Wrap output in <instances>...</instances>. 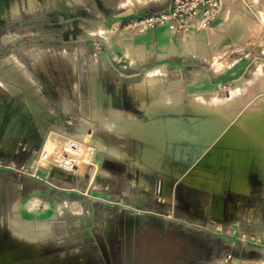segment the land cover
I'll list each match as a JSON object with an SVG mask.
<instances>
[{"label":"rangeland","instance_id":"rangeland-1","mask_svg":"<svg viewBox=\"0 0 264 264\" xmlns=\"http://www.w3.org/2000/svg\"><path fill=\"white\" fill-rule=\"evenodd\" d=\"M31 1L0 0V60L15 56L52 105L51 121L59 129L51 127L46 141L62 136L65 142H85L95 152L83 175L63 173L65 178H60L50 166L35 161L43 137L30 125V117L23 115L25 129L20 134L6 136L11 115L5 114L0 121V264H206L214 250L222 247L220 236L234 218L228 207H239V200L262 190L264 137L257 131H264V0H223V14L212 29L176 40L170 51L162 50L156 60L143 65L139 63L149 52L135 58V48L127 46L134 30L126 28L131 21L106 28L104 41L111 45L106 48L91 35L98 30L93 26L97 12H90L91 6L83 0H35L33 9ZM94 8L104 10L111 19L116 0L98 2ZM90 56L97 60L105 92L114 97L113 114L103 107L93 114L87 105L89 88L101 84L96 76L85 77ZM40 59L46 60L53 79L41 69ZM22 68L14 61L0 65L11 80L18 78ZM153 74L162 78L156 117L171 114L181 103L186 108L196 104L213 116V133L228 125L248 132L244 141L259 150L240 146L238 140L237 147L221 144L216 172L232 175L231 154L245 150L252 185L249 195L234 192L229 180L221 193L184 182V175L196 176L202 163L191 157L173 161L169 167L167 191L174 202L156 197L139 184L141 168L152 155L137 133H127L123 126L131 124V119L136 125L148 121L149 116L133 102L128 85ZM57 86L66 89L67 95H61ZM9 87L13 90L14 85L0 78L1 106L9 101ZM122 110L132 112L127 124L120 118ZM152 125L157 133L153 132L151 141H155L161 124L153 117ZM146 177L154 187L157 173H146ZM64 201L71 204L61 211L59 204ZM211 201L223 203L225 211L223 219L205 226L202 209ZM14 231L23 239L16 238ZM40 236L44 238L39 244L27 240Z\"/></svg>","mask_w":264,"mask_h":264},{"label":"bare ground","instance_id":"bare-ground-1","mask_svg":"<svg viewBox=\"0 0 264 264\" xmlns=\"http://www.w3.org/2000/svg\"><path fill=\"white\" fill-rule=\"evenodd\" d=\"M34 7H36V1L32 0L30 8L33 9ZM13 10L17 9L15 8ZM127 46L132 48L137 47L136 49H138V46H136L132 40H127ZM64 56L67 57V54L65 53ZM89 59L90 61L87 64V67L84 68V72H88L85 77L89 80L90 76H96L97 82L100 84L101 76L97 74V60L91 56ZM11 61L17 63L19 67L24 68L21 62H19V60L16 59L13 55L1 59L0 65L5 66L8 62ZM45 62L46 60L44 61V59H40L38 63L41 66V69L45 71L44 73H46L50 79H53V76L48 71L47 64ZM23 68V72L18 76L16 80H11L4 70H0V78L5 82H9L14 85L13 90H11L12 88L10 87L7 88L10 92L8 96V103L3 104V106L0 105V121L4 119L6 113L10 112L11 115L8 122L9 126L5 130L6 136L20 134L22 130L25 129L22 121L23 115H28L30 117V125L34 126V129L37 130L38 134L43 137V148L40 150H36L35 152L36 163L39 165L45 164V166H50L51 169L55 171L56 176L60 178H65V175H63V173H65L66 175L72 173L76 175H83L85 173L87 165L93 163L95 152L94 148L91 147V145L89 146L87 144H84L85 142L79 143V141L76 142L72 140L65 142L64 138L66 137L62 139V136H58L59 134L57 135V138L54 137L53 140L46 141L47 134L49 133L51 127V129L53 130L54 128L55 130L59 129L51 121L53 118L52 105L50 104L48 98L42 93L41 89L39 88L35 80L31 77L29 72L25 68ZM59 69L57 70L59 71ZM259 77L260 76H258V78ZM263 78H261V81L264 80ZM161 81L162 78L160 76L153 74L145 80L128 85V90L133 102L139 108L144 109L146 115H148L150 118L148 121L142 120L137 122V125L135 124L134 120L132 121L131 119V124L123 126L124 128H126L127 133H137V138L142 139L146 143L145 149L149 150L152 155L145 160L146 166L141 168L143 174L139 178V184L146 190H152L156 197L163 198L165 200H168L169 202H174L175 199L173 198L172 193L167 191V174L169 171H171L169 167L171 166V163H173V161L184 162L191 157L195 161H202V163L197 166L198 168L195 171L196 176L190 177L189 175H184V182L186 181L191 185L199 187L205 186L212 191L216 190L217 193H221L223 191L224 181L229 180L231 184L230 186L234 192L249 195L251 193V185L247 176L246 160L248 158L244 155L246 154L245 150L240 152H233L231 154V158L234 161V172L232 175L216 172L220 161V152L218 151V149L221 148V144H230L237 147L239 146V144L237 143L238 140L240 141V146H249L253 150H259V148L253 143L249 144V142L244 141L248 132L244 130H237L232 125H228L222 127V131H220V133H213V116L210 112L207 113V111L196 104H189L190 106L186 108L185 105L181 103L176 110L172 111V113L176 112V114L171 113L165 116L156 117V115L158 114V102L156 100V94L158 92V87ZM86 85L88 88V82L86 83ZM116 85L117 89L119 90L120 83L116 82ZM99 86V88L95 89H91V87L89 88L90 94H87L86 96L87 105L91 113L93 114H97L102 107V109L105 108V111H109V113L113 114L115 109L114 97L108 92H105L103 87L104 85L102 83ZM260 87L262 88L263 85H261ZM57 90L61 95H67L66 89L62 88L61 86H57ZM234 96H236V94ZM16 109H18L17 112H15ZM12 112L14 113L12 114ZM123 115L127 119H130V117L132 116V112L126 110L124 111ZM153 117H156L158 122L161 124V134L155 141H151V139L154 138L152 136L154 131V126L152 125ZM235 119L236 118H233V120ZM257 133L264 137V131L260 130L257 131ZM87 139L88 138L85 137L84 140L86 141ZM151 143L155 146L154 149L149 148L148 144ZM166 154L168 155L167 160L165 161ZM247 154L249 153L247 152ZM257 155L259 163L263 165L261 153ZM208 166H210V169L208 168ZM146 173H148V175L157 173V179L154 187L146 177ZM92 174L93 175L91 179L93 181L95 172H93ZM175 174L177 176H182L179 172ZM69 204L71 203H69L68 201H64L59 204V209L62 211ZM221 205V202L217 205L213 204V212H220ZM33 207L34 203L30 202L28 208L32 209ZM1 222L2 224H4L3 217L1 218ZM13 234L14 236H16V238L23 239L21 233L14 231ZM48 235L50 236L51 232ZM43 238L44 236H40L36 239L29 237L27 240L28 242L30 241L35 244H39V242L42 241Z\"/></svg>","mask_w":264,"mask_h":264},{"label":"crops","instance_id":"crops-1","mask_svg":"<svg viewBox=\"0 0 264 264\" xmlns=\"http://www.w3.org/2000/svg\"><path fill=\"white\" fill-rule=\"evenodd\" d=\"M83 1L86 2V6H91L90 12H97L93 26L97 27L98 30L93 33L91 32V35L95 36V40L100 38L104 46L108 48L111 45H108L109 43L104 41L106 37L103 34L109 25H119V27H122L127 21L139 20L147 13L169 10L172 7L173 0H116V13L111 19L106 16L104 10L94 8V4L104 0ZM193 35L196 34L184 35L174 32L167 27H158L153 30L134 29L132 31V41L138 46V49H136L137 47L135 48L134 57L138 58L141 53L149 52V55L144 56V60L139 63V65H143L147 60H156L162 50L168 49L170 51L176 40ZM118 42L120 44V41ZM124 111L126 110H122V116L120 117L123 118V124L129 122L123 115ZM106 113H109V111ZM154 119L156 122V117ZM153 132L155 133L156 129ZM261 182L262 190L259 194L251 195L245 201L239 200L237 202L239 207L235 205L233 208L232 204L228 207L229 213L234 218L229 224V229L223 236H220L222 247L214 250L212 256L207 259L206 264H264V179ZM213 203L211 201L202 209L204 216L203 225L205 226L212 225L211 223L214 222L217 223V220L222 218L221 215L225 211L223 203H221L220 212H213ZM85 206H87L86 202ZM185 217L188 218V216ZM221 224L225 228L228 225L225 222Z\"/></svg>","mask_w":264,"mask_h":264},{"label":"built area","instance_id":"built-area-1","mask_svg":"<svg viewBox=\"0 0 264 264\" xmlns=\"http://www.w3.org/2000/svg\"><path fill=\"white\" fill-rule=\"evenodd\" d=\"M223 9V0H173L169 10L147 13L126 28L153 30L167 27L184 35L197 34L212 29Z\"/></svg>","mask_w":264,"mask_h":264}]
</instances>
